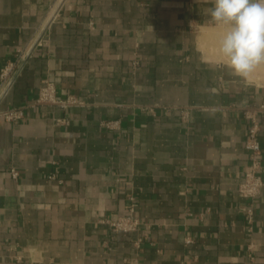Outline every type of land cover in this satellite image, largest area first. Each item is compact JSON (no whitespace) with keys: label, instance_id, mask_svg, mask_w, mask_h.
I'll list each match as a JSON object with an SVG mask.
<instances>
[{"label":"crops","instance_id":"obj_1","mask_svg":"<svg viewBox=\"0 0 264 264\" xmlns=\"http://www.w3.org/2000/svg\"><path fill=\"white\" fill-rule=\"evenodd\" d=\"M213 6L0 0V76L35 43L0 103V264H264V186L251 222L239 191L264 63L226 66Z\"/></svg>","mask_w":264,"mask_h":264},{"label":"clouds","instance_id":"obj_2","mask_svg":"<svg viewBox=\"0 0 264 264\" xmlns=\"http://www.w3.org/2000/svg\"><path fill=\"white\" fill-rule=\"evenodd\" d=\"M207 14L229 26L219 50L235 75L247 77L264 63V0H214Z\"/></svg>","mask_w":264,"mask_h":264},{"label":"built area","instance_id":"obj_3","mask_svg":"<svg viewBox=\"0 0 264 264\" xmlns=\"http://www.w3.org/2000/svg\"><path fill=\"white\" fill-rule=\"evenodd\" d=\"M35 43L30 46L20 48L14 59L10 60L1 71L0 76V103L9 94L16 82L17 73L24 67L27 60L32 56ZM138 61H134V66ZM55 88L52 83H47L41 90L40 101H55ZM0 116L8 120H16L23 116V111L18 108L0 109ZM248 130L246 148L249 153L250 165L245 173L244 180L240 184L239 191L246 199L247 211L246 217L249 222L254 215L255 201L260 196L264 186V177L262 170V146L259 138V123L254 117ZM14 177L19 176V171L15 168L11 170ZM132 210H134L132 208ZM140 225V220L132 215H124L111 222V228L114 233L136 231Z\"/></svg>","mask_w":264,"mask_h":264},{"label":"bare ground","instance_id":"obj_4","mask_svg":"<svg viewBox=\"0 0 264 264\" xmlns=\"http://www.w3.org/2000/svg\"><path fill=\"white\" fill-rule=\"evenodd\" d=\"M210 36H211V32H210V30L205 29L204 32H203V34H202L201 40H202V41H203V40H206V39H208V37H210Z\"/></svg>","mask_w":264,"mask_h":264},{"label":"rangeland","instance_id":"obj_5","mask_svg":"<svg viewBox=\"0 0 264 264\" xmlns=\"http://www.w3.org/2000/svg\"><path fill=\"white\" fill-rule=\"evenodd\" d=\"M196 31L198 32L199 31V28H196ZM202 36V35H201Z\"/></svg>","mask_w":264,"mask_h":264}]
</instances>
